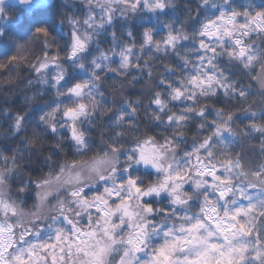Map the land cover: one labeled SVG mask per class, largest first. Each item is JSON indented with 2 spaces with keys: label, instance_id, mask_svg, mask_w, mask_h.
I'll return each mask as SVG.
<instances>
[{
  "label": "clouds",
  "instance_id": "1",
  "mask_svg": "<svg viewBox=\"0 0 264 264\" xmlns=\"http://www.w3.org/2000/svg\"><path fill=\"white\" fill-rule=\"evenodd\" d=\"M220 14L233 23L209 58L202 28ZM149 138L171 142L162 168L201 147L241 184L264 168V0H0V191L31 206L34 181L59 178L65 196L125 169L151 187L158 171L137 158Z\"/></svg>",
  "mask_w": 264,
  "mask_h": 264
},
{
  "label": "snow or ice",
  "instance_id": "2",
  "mask_svg": "<svg viewBox=\"0 0 264 264\" xmlns=\"http://www.w3.org/2000/svg\"><path fill=\"white\" fill-rule=\"evenodd\" d=\"M219 23L233 21L220 14L203 24L200 44L209 58L217 52L210 41L223 38ZM36 32L47 35L43 27ZM223 36L245 52L230 27ZM73 114L68 108L65 117ZM72 135L78 139L74 128ZM162 147L171 150V142L158 145L149 138L138 146V160L158 171L159 182L148 188L125 169L126 177H101L65 196L58 195L59 178L34 181L31 206V197L21 199L22 188L14 195L0 191V264H264V168L258 166L241 184L232 161L214 164L203 147L162 168ZM162 192L171 207L157 204Z\"/></svg>",
  "mask_w": 264,
  "mask_h": 264
},
{
  "label": "trees",
  "instance_id": "3",
  "mask_svg": "<svg viewBox=\"0 0 264 264\" xmlns=\"http://www.w3.org/2000/svg\"><path fill=\"white\" fill-rule=\"evenodd\" d=\"M41 21V17L39 15L31 23H39Z\"/></svg>",
  "mask_w": 264,
  "mask_h": 264
}]
</instances>
